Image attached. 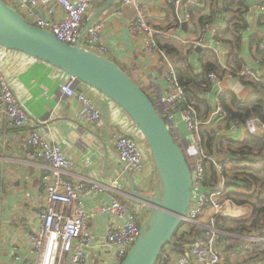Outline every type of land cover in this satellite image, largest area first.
<instances>
[{
    "label": "built area",
    "instance_id": "obj_1",
    "mask_svg": "<svg viewBox=\"0 0 264 264\" xmlns=\"http://www.w3.org/2000/svg\"><path fill=\"white\" fill-rule=\"evenodd\" d=\"M7 1L9 3H6L17 11L13 7L14 0ZM94 1L26 0L19 5L22 11H26V18L17 12L29 24L51 32L62 43L75 46L79 42ZM122 3L133 6L137 12L136 19L130 24L133 39L145 44L150 53L158 54L164 65L168 93L161 101L154 104L181 147L193 180L192 204L185 218V228L182 233L191 234L202 216L209 209L214 211L210 224L201 229L197 227L193 234L196 235L194 241L184 253L178 254L174 263L171 262L169 252L172 251L169 247L162 252L161 263L231 264L230 257L225 254L222 246V232L217 229V217L240 221L251 217L252 207L239 205L232 196L252 195L257 191L250 176L258 164L242 162L241 154L233 156L229 150L228 140L234 138L238 140L237 137L246 136L264 141V121L258 117H251L243 123L230 120L228 112L220 101L221 95L227 92L222 87V83L230 79L264 82V73L255 71L251 63H246L238 69L234 61L236 53L219 50L218 46L224 42L222 35L217 30L210 33L208 25L200 28L199 37L195 39H188L180 34L184 23L195 25L193 16L189 11L181 12V7L201 8L204 5L203 0L172 1L171 4L176 9L175 19L166 27L154 26L148 22L141 7V0H122ZM259 4L258 10L264 16V3L259 0ZM39 9L45 16L37 13L36 10ZM237 19L238 16L232 21L233 26L237 23ZM262 26L264 28V19ZM104 29V22L92 24L81 40V46L85 45L89 47L85 49L101 56L107 54L108 48L102 40ZM249 29L248 27L247 30L239 32L241 42L247 40ZM208 37L211 42L208 41ZM158 40L182 46L191 54L201 49L200 55L206 57L207 61L219 69L218 72L208 74L211 87L200 95L201 99L210 105L209 112L205 110L200 112L194 102L188 101L187 89L179 82L178 71L167 51L160 47ZM251 41L252 37L248 39L247 45ZM260 50H264V40ZM77 82L76 78L69 75L66 82L61 85V92L67 97L77 98L81 105L82 119L86 123L103 127L102 110L91 97L76 90ZM0 122L7 128L26 131L21 141L22 148L47 166V171L40 177V188L45 202L38 209L39 226L29 236L28 241L31 259L22 260L18 247L13 248L14 259L21 264H121L142 234L143 223L148 216L147 207L132 205L128 200L114 198L111 204L102 207L98 213H89L85 209L82 197L107 191L108 188L118 192L120 182L113 180L108 187L102 183L70 177L71 161L66 152L54 140L51 129L40 128L32 122V118L16 96L9 77L4 74H0ZM178 123L184 125L187 135L180 133ZM212 131H216L220 138H227L219 145V151L215 154L211 153L208 146L207 134ZM125 132L138 138L135 140L127 134L115 135V151L125 172L140 176L149 171L156 175L152 154L143 143V139L129 130ZM254 161L264 163V151ZM208 185L212 188L205 190ZM4 197V184L0 172V223ZM98 214L111 217V225L105 242L96 245L89 232V220ZM260 233L264 234V218L250 241H257L255 237ZM92 250L96 251L93 257Z\"/></svg>",
    "mask_w": 264,
    "mask_h": 264
},
{
    "label": "crops",
    "instance_id": "obj_2",
    "mask_svg": "<svg viewBox=\"0 0 264 264\" xmlns=\"http://www.w3.org/2000/svg\"><path fill=\"white\" fill-rule=\"evenodd\" d=\"M5 1L9 3L7 0ZM25 1L14 0L13 4V7L24 18H26V11H22L19 5ZM109 1L95 0L93 2L84 27ZM172 1L141 0V7L148 22L158 27H166L173 23L175 14L169 6ZM225 1L227 0L204 2L203 7L199 8L201 11L197 12L195 17L193 16L195 25L189 24L186 28L183 27L180 34L188 39L199 37L201 28L199 19L211 17L214 12H218L215 22L208 25L210 33L217 30L222 35L224 42L218 46V49L236 53L238 59L243 60L245 64L251 63L255 71L264 73V55H260L256 47L252 49L250 46L256 36H259L260 41L264 40V28L260 23L262 14L258 10L259 0H247L248 5L242 11L245 13L243 17L238 12L237 6H234L232 10L225 11ZM261 1L264 3V0ZM211 2L213 3L211 4ZM183 8L181 7V12H186V10L183 11ZM36 11L41 16H45L40 9ZM236 16L247 23L250 28L245 42L238 43L236 39L232 25ZM136 17L137 12L133 6L124 5L122 0H118L107 7L94 23H105L102 40L108 51L105 54L107 56H104L125 71L156 104L168 93L164 78V65L158 54L150 53L145 44L133 39L130 24ZM230 29L232 33H228ZM250 37H252V41L247 45ZM208 41L211 42L209 37ZM170 44L181 51L187 63V72L190 75L203 73L204 66L200 61L203 58L200 55L201 52L196 51L195 54H191L182 46ZM214 46L216 47L215 44ZM168 55L177 67V56ZM0 74L9 77L16 96L32 118V122L40 128L51 129L54 140L61 145L71 161L70 177L102 183L105 186H110L113 180L120 182L118 192L108 188L107 191L82 197L85 209L89 213H98L102 207L111 204L114 198L128 200L130 204L134 205L131 202L132 190L139 195L148 197H156L158 193L162 192L157 174L149 171L140 176L126 173L124 167L119 163L114 146L115 135L127 134L125 131H131L132 125L129 116L116 103L94 88L77 82L76 90L91 97L102 110L104 125L100 128L89 125L82 119L81 105L76 97L63 95L61 85L66 82L69 75L58 68L24 53L7 51L0 47ZM240 84L251 88L237 79L224 81L222 87L226 91L236 94L241 100H247L249 96L243 98L241 93L236 90ZM250 93L252 94L253 90ZM211 106L213 109V103ZM178 126L182 133L181 124L178 123ZM26 133L24 130L7 128L0 122V172L5 191L1 207L0 264H21L14 259V247L20 249L22 260L31 259L28 245L29 236L38 229V209L45 202L40 188V177L47 171V166L22 148L21 141ZM235 139L232 140L240 143L250 138L240 136L237 137L239 141ZM211 188L212 186L208 185L205 190ZM213 217L214 211L209 209L196 227L201 229L208 226ZM110 225L111 217L104 214L90 218L89 232L93 236L95 244L105 242ZM237 238L244 241L253 239V237H251L252 239ZM255 238H257L255 242L264 243V234L260 233ZM169 253L171 262L174 263L178 254L173 251ZM94 254L96 251L92 250V257L95 256ZM230 254H232L229 258L231 264H245V261L248 260L246 253L244 261H237V257L240 255L236 257L233 253Z\"/></svg>",
    "mask_w": 264,
    "mask_h": 264
},
{
    "label": "water",
    "instance_id": "obj_3",
    "mask_svg": "<svg viewBox=\"0 0 264 264\" xmlns=\"http://www.w3.org/2000/svg\"><path fill=\"white\" fill-rule=\"evenodd\" d=\"M117 1L110 0L97 12L84 27L79 42L70 46L58 41L51 32L29 24L0 0V46L48 63L94 88L116 103L138 127L152 154L162 192L148 197L132 190L131 202L146 205L149 218L137 243L121 264H157L165 247L185 222L193 199V180L181 147L144 89L114 62L81 46L90 26Z\"/></svg>",
    "mask_w": 264,
    "mask_h": 264
},
{
    "label": "trees",
    "instance_id": "obj_4",
    "mask_svg": "<svg viewBox=\"0 0 264 264\" xmlns=\"http://www.w3.org/2000/svg\"><path fill=\"white\" fill-rule=\"evenodd\" d=\"M5 1V0H3ZM176 1V0H173ZM210 0H203V2ZM213 1V0H211ZM215 1V0H214ZM238 1V4L236 2ZM6 2V1H5ZM213 2H211L212 4ZM225 11L232 10L234 6H237L238 12L241 13V17L245 13L244 10L247 4V0H227L224 2ZM186 5V4H185ZM170 9L175 14V6L170 4ZM183 10L189 11V13L195 17L197 12L201 10L196 7H184ZM218 15V12H214L211 17H202L199 19L200 27H204L205 25H209V23H214L215 18ZM175 19V18H174ZM264 16H262L260 23L262 25V20ZM237 22L233 29L235 30V36L238 43L241 41V36L239 35L240 31H245L248 29L247 23L237 19ZM228 33H232L231 29ZM262 43V40H259V36L254 37L251 42V47H256L258 49V53L260 55H264V50H260L259 45ZM160 47L168 52V54H172L177 56L176 69L178 71L179 82L187 89V94L189 96L188 101L194 102L198 109L201 111L205 110L206 112L210 111V105L205 102L204 99H201L200 95L209 90L211 87V83L208 81V74L211 72H218L219 69L211 62L206 60V57L200 59L204 66V71L199 75H190L187 72V63L185 62L184 56L182 55L180 50H177L170 43L162 42L158 40ZM235 66L238 69H241L245 64L243 60H240L235 56L234 58ZM264 63V61H263ZM244 84L250 86L253 90V93L248 97L247 100H241L236 94L231 91H227L223 93L220 97L221 104L223 108L228 112L230 120H238L239 122H245L251 117H258L262 121H264V82H248L243 81ZM131 119V118H130ZM208 135V146L211 153L215 154L219 151V145L222 142L226 141L225 137H218L216 131H212ZM263 139L250 138L245 140L244 142L236 143L233 140H228L229 150L231 151L233 156L240 155L243 157L242 162L249 161L251 163L258 164L257 168L252 170L251 179L254 183L255 189L257 191L252 195H243V194H234L232 197L239 205H250L253 209V214L247 220H234L231 218H223L217 217V229L222 232L221 242L227 248V251L230 253H234L235 256L247 254L248 260L245 261V264H264V243L251 242L247 240H241L236 237H244L251 238L257 232L261 220L264 218V163H259V161H254L259 156L262 155L264 151V143ZM217 145V146H216ZM258 152L259 154H254ZM158 175V174H157ZM248 185V183H246ZM147 220L149 218V214H147ZM143 225L146 223V221ZM235 226V227H234ZM183 228H185V224L177 231L173 241L168 244L165 248H171L173 252L177 254H182L186 250V248L191 244L190 240L193 234L196 232L197 227L192 229L191 234L182 233ZM234 234V236H232ZM236 238L237 245L234 247H230L229 242ZM234 251V252H233ZM236 253V254H235ZM157 264L161 263V256L157 262Z\"/></svg>",
    "mask_w": 264,
    "mask_h": 264
},
{
    "label": "rangeland",
    "instance_id": "obj_5",
    "mask_svg": "<svg viewBox=\"0 0 264 264\" xmlns=\"http://www.w3.org/2000/svg\"><path fill=\"white\" fill-rule=\"evenodd\" d=\"M82 47H83V48H89V47H87V46H85V45H82ZM105 56H107V55H105ZM237 88H238V89H236V90L238 91V93H241V97L246 98V97H248V96L251 95V93H250V92H252V89H251V88H249V87H245V86H243L242 84H240ZM150 96H151V95H150ZM130 120H131V119H130ZM131 121H132V120H131ZM131 125H132V130H131V132H132L134 135H137V136H139L141 139H143V143H144L145 146L148 148V150H150L149 147H148V145H147V143H146L145 138H144L143 135L140 133L138 127L134 124L133 121L131 122ZM181 126H182V129H183L182 134H183V135H187V133H186V131H185V127H184V125L182 124ZM234 227H235V226H234ZM186 228H187V227H186ZM183 229H184V228H183ZM182 231H183V230H182ZM232 236H234V234H232ZM236 238H237V237H236ZM236 238L233 239V237H232V240H230V242H229L230 247H234V246L237 245V243H236ZM222 246H223V248H224V252H225V254L228 255V256L231 258V255H232V254H230V251H227V248H226V246H225L224 244H222ZM233 254H234V253H233ZM235 254H236V253H235ZM236 257H237V256H236ZM245 257H246V255H244V254H243V255H240V257H237V261H238V260H242V261H244V260H245Z\"/></svg>",
    "mask_w": 264,
    "mask_h": 264
}]
</instances>
